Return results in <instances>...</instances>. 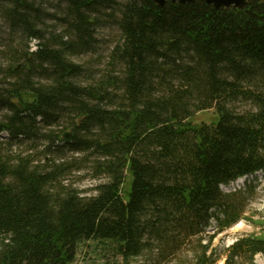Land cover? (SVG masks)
Listing matches in <instances>:
<instances>
[{"label":"trees","instance_id":"obj_1","mask_svg":"<svg viewBox=\"0 0 264 264\" xmlns=\"http://www.w3.org/2000/svg\"><path fill=\"white\" fill-rule=\"evenodd\" d=\"M5 1L9 32L22 43L9 46L0 83V134L8 136L0 144V264H75L87 242L114 246L115 264L264 257V216L246 218L243 209L256 186L221 190L264 172V0L243 10L205 0L163 8L55 0L65 29L49 39L34 3ZM105 19L120 31L110 63L119 73L80 84L82 67L69 56L90 51ZM238 101L252 111L231 110ZM211 109L215 120L198 123ZM19 139L45 142L44 162L14 155ZM68 149L88 161L94 194L60 184L80 160L60 161ZM240 221L259 234L214 248L217 233Z\"/></svg>","mask_w":264,"mask_h":264},{"label":"rangeland","instance_id":"obj_2","mask_svg":"<svg viewBox=\"0 0 264 264\" xmlns=\"http://www.w3.org/2000/svg\"><path fill=\"white\" fill-rule=\"evenodd\" d=\"M32 3L40 11L39 25L44 29L42 34H45L48 39L51 38V34L61 35L65 29L63 25L64 16L61 11L63 7H59L55 0H29V4ZM10 7V3L5 0H0V83H3L7 78V67L11 60V55L7 53L9 46H18L22 43L21 36H12L10 34L6 20L3 17L4 8L10 9ZM92 38L90 51L80 53L76 56H69L71 62L82 67L83 73L77 80L80 84H88L91 81H97L110 74L117 75L120 70L110 66L111 52L121 39L120 31L116 24L109 23L106 19L103 20V23L95 29ZM35 44V42H32L30 46L32 51L36 48ZM229 108L237 113H246L252 111L253 106L245 101H238L230 105ZM0 114H4V112L1 111ZM215 118V109H211L198 115L197 121L198 123H210ZM7 139L8 136L6 134H0V144H4ZM19 140L21 143L19 145L14 144L13 148H11L14 155L19 154L23 157L29 155L34 157V162H44L43 150L45 148V142L40 141L35 145L24 139ZM77 155L68 149L65 151V157L63 159L59 158L60 161L69 162L68 164L74 162L73 157L80 159L76 165L72 164L65 171L61 177L60 184L65 188H71L79 192L87 191L88 195H92L94 192L90 190L94 186V182L92 181L89 170L90 165L88 161L87 163H83L81 156ZM242 183H251L256 186L255 195L246 194L244 196L243 209L246 212V218L253 213H260L264 216V173L259 172L254 176L243 179L240 183L224 186L221 190L223 193L229 194L239 189V187H242ZM257 219L258 217H255L253 220ZM208 231L211 235L217 232V224L215 221H211V228ZM259 232V229L251 223L240 221L230 229L217 233V237L214 240V248L223 252L237 238L244 235H257ZM260 258L264 260L263 256H260ZM121 262V258L115 254L114 246L110 243L87 242L80 247L75 264H115ZM219 264H224V262H220Z\"/></svg>","mask_w":264,"mask_h":264},{"label":"water","instance_id":"obj_3","mask_svg":"<svg viewBox=\"0 0 264 264\" xmlns=\"http://www.w3.org/2000/svg\"><path fill=\"white\" fill-rule=\"evenodd\" d=\"M159 7L163 8L169 1L172 3L185 4L192 2L194 0H151ZM253 0H205L207 5L213 6L215 9H239L243 10L252 2Z\"/></svg>","mask_w":264,"mask_h":264},{"label":"bare ground","instance_id":"obj_4","mask_svg":"<svg viewBox=\"0 0 264 264\" xmlns=\"http://www.w3.org/2000/svg\"><path fill=\"white\" fill-rule=\"evenodd\" d=\"M256 261H257V264H264V260L261 258H257Z\"/></svg>","mask_w":264,"mask_h":264}]
</instances>
